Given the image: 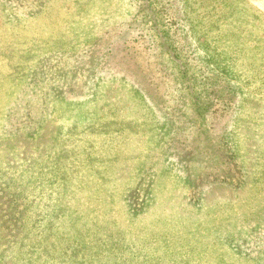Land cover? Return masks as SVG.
Here are the masks:
<instances>
[{
    "label": "rangeland",
    "instance_id": "1",
    "mask_svg": "<svg viewBox=\"0 0 264 264\" xmlns=\"http://www.w3.org/2000/svg\"><path fill=\"white\" fill-rule=\"evenodd\" d=\"M0 264H264V0H0Z\"/></svg>",
    "mask_w": 264,
    "mask_h": 264
}]
</instances>
